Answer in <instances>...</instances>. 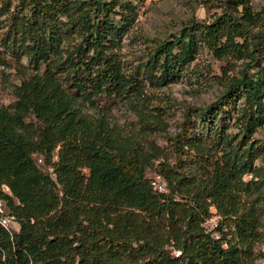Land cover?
Masks as SVG:
<instances>
[{"label": "trees", "instance_id": "16d2710c", "mask_svg": "<svg viewBox=\"0 0 264 264\" xmlns=\"http://www.w3.org/2000/svg\"><path fill=\"white\" fill-rule=\"evenodd\" d=\"M251 1L226 0L222 14L187 22L122 69L135 0H0V70L26 76L16 100L0 104V186L11 189L0 197L20 224L0 223V264H253L264 208L253 196L264 184L255 136L264 127V6ZM206 49L226 62L222 78L197 69ZM237 61L243 68L230 75ZM188 71L227 84L212 105L186 111L170 140L174 163L139 135L86 131L83 106L126 101ZM161 159L165 192L147 176ZM214 215L218 237L204 226Z\"/></svg>", "mask_w": 264, "mask_h": 264}, {"label": "rangeland", "instance_id": "374dc122", "mask_svg": "<svg viewBox=\"0 0 264 264\" xmlns=\"http://www.w3.org/2000/svg\"><path fill=\"white\" fill-rule=\"evenodd\" d=\"M135 2L137 7L131 18V30L124 36L123 46L121 50H118L122 69L126 66L129 68L136 66L140 61L146 60L158 43L179 35L187 22L193 19L210 21L215 14H222L226 0H135ZM251 3L258 10L264 6V0H252ZM261 48L264 53V46L262 45ZM226 66L225 61L216 59L207 49L200 52L197 61L198 70L209 71L210 68L213 76L222 78ZM233 67L235 70H231L230 75H234L237 70H242L243 63L237 61L230 65V68ZM253 71L254 69L251 72ZM20 73V70L16 68L6 69L4 73L0 70V104L8 105L16 100L13 87L26 77ZM224 80L199 79L188 71L164 85H152L147 82L142 93L129 96L126 101L83 106L87 115L86 131L104 129L121 135H139L143 143L154 142L163 148L165 159L174 163L176 156L170 140L181 130L180 124L186 111L189 107L205 108L217 101L225 93L227 83ZM144 120L150 125L149 127L142 125ZM196 121L195 132L207 137L208 128L197 118ZM257 132L256 138L264 142V127ZM39 161L41 162L40 159ZM161 161L164 159L156 161V165L147 171V176L152 180L159 178L157 177L160 175L158 164ZM257 164L262 169L264 158L259 159ZM261 172L264 175V169ZM251 177L252 175H247L246 180H250ZM162 183L167 191L168 183L164 177H162ZM253 196L260 197L264 207V184L263 188ZM250 204L249 202L248 205ZM262 212L260 215L262 223L259 227L260 239L254 245L253 264H264V208ZM219 219L217 215H214L204 225L206 230L216 237L219 236L215 230ZM19 227L20 224L17 222L10 225L12 231L19 230Z\"/></svg>", "mask_w": 264, "mask_h": 264}, {"label": "built area", "instance_id": "2783aa9c", "mask_svg": "<svg viewBox=\"0 0 264 264\" xmlns=\"http://www.w3.org/2000/svg\"><path fill=\"white\" fill-rule=\"evenodd\" d=\"M39 159L42 162V159L41 158H39ZM157 177H159V178L152 181L154 188L160 192H165L166 189L162 183L161 175H158ZM0 190L7 193L8 195H11V189H10L9 185H7V184H3L2 186H0ZM13 222H16L15 217L10 213L8 203L6 202V200H4L2 197H0V223L2 225H4L5 227L10 228V225Z\"/></svg>", "mask_w": 264, "mask_h": 264}]
</instances>
